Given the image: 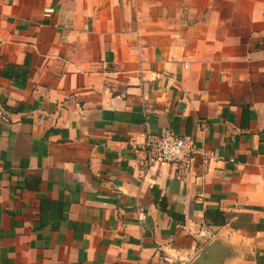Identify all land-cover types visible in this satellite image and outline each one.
Instances as JSON below:
<instances>
[{"label":"crops","instance_id":"1","mask_svg":"<svg viewBox=\"0 0 264 264\" xmlns=\"http://www.w3.org/2000/svg\"><path fill=\"white\" fill-rule=\"evenodd\" d=\"M26 58L0 75V264H264V0H0V70ZM166 130L196 152L145 167Z\"/></svg>","mask_w":264,"mask_h":264},{"label":"built area","instance_id":"2","mask_svg":"<svg viewBox=\"0 0 264 264\" xmlns=\"http://www.w3.org/2000/svg\"><path fill=\"white\" fill-rule=\"evenodd\" d=\"M52 8L44 10L45 15H50ZM145 167H150L157 162L187 163L196 152L195 145L190 136L178 135L166 130L160 135L153 136L144 142ZM139 220H144V213L138 214Z\"/></svg>","mask_w":264,"mask_h":264},{"label":"trees","instance_id":"3","mask_svg":"<svg viewBox=\"0 0 264 264\" xmlns=\"http://www.w3.org/2000/svg\"><path fill=\"white\" fill-rule=\"evenodd\" d=\"M30 73V61L28 58L22 63H5L0 70V75L6 78H9L17 83H25L29 77ZM164 200L159 202V206L163 211L168 212L173 220L182 223L184 217L182 214H178L165 205ZM205 219L213 225H222L225 223V215L220 209H215L213 211L205 212Z\"/></svg>","mask_w":264,"mask_h":264},{"label":"water","instance_id":"4","mask_svg":"<svg viewBox=\"0 0 264 264\" xmlns=\"http://www.w3.org/2000/svg\"><path fill=\"white\" fill-rule=\"evenodd\" d=\"M216 248L217 246L215 244H211L206 252L197 259L196 264H217L214 259Z\"/></svg>","mask_w":264,"mask_h":264}]
</instances>
